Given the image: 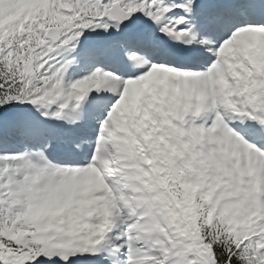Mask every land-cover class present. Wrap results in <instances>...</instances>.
Instances as JSON below:
<instances>
[{
    "label": "snow or ice",
    "instance_id": "snow-or-ice-1",
    "mask_svg": "<svg viewBox=\"0 0 264 264\" xmlns=\"http://www.w3.org/2000/svg\"><path fill=\"white\" fill-rule=\"evenodd\" d=\"M0 264H264V0H0Z\"/></svg>",
    "mask_w": 264,
    "mask_h": 264
}]
</instances>
